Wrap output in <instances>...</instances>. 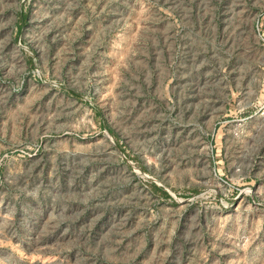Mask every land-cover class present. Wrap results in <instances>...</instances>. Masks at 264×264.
<instances>
[{"label":"rangeland","instance_id":"374dc122","mask_svg":"<svg viewBox=\"0 0 264 264\" xmlns=\"http://www.w3.org/2000/svg\"><path fill=\"white\" fill-rule=\"evenodd\" d=\"M0 264H264V0H0Z\"/></svg>","mask_w":264,"mask_h":264}]
</instances>
